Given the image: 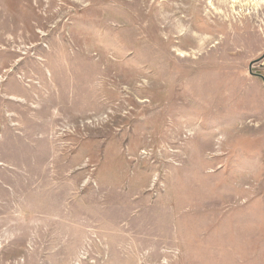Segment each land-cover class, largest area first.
Masks as SVG:
<instances>
[{
	"label": "rangeland",
	"instance_id": "rangeland-1",
	"mask_svg": "<svg viewBox=\"0 0 264 264\" xmlns=\"http://www.w3.org/2000/svg\"><path fill=\"white\" fill-rule=\"evenodd\" d=\"M264 0H0V264H264Z\"/></svg>",
	"mask_w": 264,
	"mask_h": 264
},
{
	"label": "crops",
	"instance_id": "crops-1",
	"mask_svg": "<svg viewBox=\"0 0 264 264\" xmlns=\"http://www.w3.org/2000/svg\"><path fill=\"white\" fill-rule=\"evenodd\" d=\"M261 61H262L263 69H264V54H263V56H262V58H261Z\"/></svg>",
	"mask_w": 264,
	"mask_h": 264
},
{
	"label": "bare ground",
	"instance_id": "bare-ground-1",
	"mask_svg": "<svg viewBox=\"0 0 264 264\" xmlns=\"http://www.w3.org/2000/svg\"><path fill=\"white\" fill-rule=\"evenodd\" d=\"M232 2H237V0H231Z\"/></svg>",
	"mask_w": 264,
	"mask_h": 264
}]
</instances>
